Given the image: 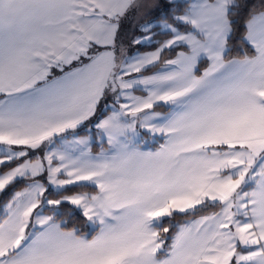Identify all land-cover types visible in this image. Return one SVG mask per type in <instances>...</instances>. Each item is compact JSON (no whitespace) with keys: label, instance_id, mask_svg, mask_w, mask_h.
<instances>
[{"label":"snow or ice","instance_id":"6c2138e0","mask_svg":"<svg viewBox=\"0 0 264 264\" xmlns=\"http://www.w3.org/2000/svg\"><path fill=\"white\" fill-rule=\"evenodd\" d=\"M0 264H264V0H0Z\"/></svg>","mask_w":264,"mask_h":264},{"label":"trees","instance_id":"16d2710c","mask_svg":"<svg viewBox=\"0 0 264 264\" xmlns=\"http://www.w3.org/2000/svg\"><path fill=\"white\" fill-rule=\"evenodd\" d=\"M165 37H158V39H164ZM177 219H179V218H177Z\"/></svg>","mask_w":264,"mask_h":264},{"label":"crops","instance_id":"0c3cea01","mask_svg":"<svg viewBox=\"0 0 264 264\" xmlns=\"http://www.w3.org/2000/svg\"><path fill=\"white\" fill-rule=\"evenodd\" d=\"M159 110V109H158ZM98 150V149H97Z\"/></svg>","mask_w":264,"mask_h":264}]
</instances>
